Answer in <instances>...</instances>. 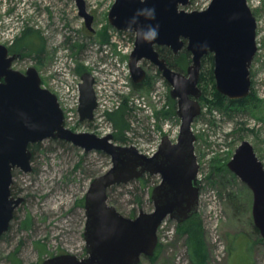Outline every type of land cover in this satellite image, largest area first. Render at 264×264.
<instances>
[{
	"label": "rangeland",
	"instance_id": "rangeland-1",
	"mask_svg": "<svg viewBox=\"0 0 264 264\" xmlns=\"http://www.w3.org/2000/svg\"><path fill=\"white\" fill-rule=\"evenodd\" d=\"M83 1L86 11L93 15L92 30L86 28L79 15L76 0H0V43L10 49L24 30L33 29L42 45L41 62L35 55H24L13 61L12 68L24 72L34 66L42 87L52 92L53 80L61 77L59 71L79 77L87 71L96 76V87L106 85L112 92L107 95L100 91L101 105L112 109L123 104L128 107L126 139H114L115 143L134 145L148 155L156 150L157 140L159 144L164 135L175 142L178 133L173 135L175 129L179 130L180 118L176 115L177 106L171 110V86L147 59L140 60L139 65L150 84L133 86L128 59L135 33L118 30L109 23L108 12L115 0ZM209 2L190 0L183 8L204 9ZM247 2L257 20L256 43L260 51H256L250 67V92L259 99V106L250 110L217 108L208 92V97L200 100L201 113L191 125L196 136L194 152L200 179L199 209L195 215L204 230L207 264H264V240L259 231L255 232L251 215V190L235 174L234 178L216 177L217 168L227 167L243 140L252 144L264 166V0ZM72 43L77 44V52L70 48ZM78 67L82 73H78ZM65 118L66 127L75 132L98 136L114 133L111 122L97 109L91 120H81L79 113L72 119L69 115ZM52 139L40 141L33 151L30 172L12 170L11 192L24 197V202L14 209L8 232L0 238V264H14L13 256L21 264H41L47 257L63 253L86 256L85 193L92 179L110 168V158L101 151L84 152L69 142ZM159 180L158 175L146 174L113 185L108 202L126 217H135L140 209L150 212L151 191ZM27 217L30 224L24 227ZM177 225L169 217L163 220L157 229L154 260L142 256L139 264H190L186 241L178 234ZM259 238L261 241H257Z\"/></svg>",
	"mask_w": 264,
	"mask_h": 264
},
{
	"label": "water",
	"instance_id": "water-1",
	"mask_svg": "<svg viewBox=\"0 0 264 264\" xmlns=\"http://www.w3.org/2000/svg\"><path fill=\"white\" fill-rule=\"evenodd\" d=\"M76 2L86 28L92 30L93 15L86 11L83 0ZM189 3L190 0H115L108 12L112 26L135 33L128 59L133 83L145 79L146 72L139 62L147 59L171 86L169 95L176 101L178 137L172 142L167 135L162 136L150 156L134 145L115 143L112 133L98 136L66 128L57 97L42 87L37 69H13V61L21 54H10L9 48L0 43V236L8 230L14 209L23 202V197L11 193L12 170H32L30 144L57 138L84 152L101 151L111 162L106 172L92 179L85 193L86 256L55 254L41 264H139L142 256L153 255L162 220L169 217L181 223L198 211L196 137L191 124L200 114L201 58L207 53L213 55V76L219 93L230 99L248 96L250 67L257 50V24L247 0H210L204 9H184ZM151 8L155 9V19L138 14ZM149 25L159 26L158 36L151 41L138 38L137 29ZM155 46L169 47L173 53L185 46L191 53L186 73L172 69ZM80 79L78 112L81 120H91L97 106L94 77L86 71ZM227 167L251 190L253 224L264 240V166L249 141L240 142ZM146 174L160 178L150 195L153 209H140L135 217L122 215L108 202V189Z\"/></svg>",
	"mask_w": 264,
	"mask_h": 264
},
{
	"label": "trees",
	"instance_id": "trees-1",
	"mask_svg": "<svg viewBox=\"0 0 264 264\" xmlns=\"http://www.w3.org/2000/svg\"><path fill=\"white\" fill-rule=\"evenodd\" d=\"M37 35V36H36ZM38 34L33 29H26L23 31L22 35L18 40L15 42L13 46L10 47L9 51L14 53H20L21 56L28 55L34 56L37 58L38 62H41L40 52L42 50V45L36 40ZM37 41V42H36ZM37 43L39 45H37ZM77 44L72 43L70 44V48L73 52H77ZM161 57L165 58L167 64L174 70L179 72H185L187 65L190 63V53L185 49L182 48L177 53H173V51L168 47L156 46ZM79 68V67H78ZM82 68L78 69V73L81 72ZM150 84V80L146 76L145 79L140 82L139 84H134L135 88H141L146 84ZM200 88L202 89V97L201 100L203 101L204 98L208 97V92H210V96L212 98L211 102L214 104L213 106L217 108H229L231 110H250L254 109L259 106L258 102L259 99L250 92L248 96L239 99H229L226 96L222 95L215 89L214 85V77H213V56L211 53H207L201 59V70L199 74V82ZM169 102L171 106V110L175 111L176 102L175 100L169 97ZM128 107L127 105L123 104L122 106L118 107L117 109L109 112L107 114V119L111 122L114 128V139L118 141L124 142L126 139L125 132L129 129V122L127 119L128 115ZM53 141L58 143H63L65 141L53 138ZM40 146V142H36L34 144H30L29 148L31 152L37 150ZM219 173L216 177L221 179L228 178L227 176L234 178L236 177L227 167H218ZM216 181V180H215ZM114 186H111L109 189H112ZM109 189L107 192L109 198ZM12 193V192H11ZM30 224V218L27 217L24 221L22 226L27 227ZM255 232H258V229L254 228ZM178 234L184 236L187 246V253L188 259L190 264H207L208 261V251L204 241V230L201 224V220L197 218L194 214L185 221L178 223L177 225ZM8 230L0 236V238L4 237ZM257 241H261L259 238ZM250 244V243H248ZM250 248V246H249ZM14 264H21L17 258L14 256L12 257ZM151 260H154L155 256L149 257Z\"/></svg>",
	"mask_w": 264,
	"mask_h": 264
},
{
	"label": "built area",
	"instance_id": "built-area-1",
	"mask_svg": "<svg viewBox=\"0 0 264 264\" xmlns=\"http://www.w3.org/2000/svg\"><path fill=\"white\" fill-rule=\"evenodd\" d=\"M257 40H258V37H257ZM258 46H259V44L257 43V50L259 52L260 49L258 48ZM263 52H264V49H263ZM59 72H61V73H59L61 75V77L59 79H54L53 80L54 93H55V95L57 97V100H58V102L60 104V107H61V109L63 111L64 120L66 119L65 118L66 115H69V119H72L73 118V115L78 113L79 99H80L79 84H80V81L81 80H80V77L79 76L73 75L70 72L63 71V70L62 71H59ZM126 73H128V69H126ZM93 77H94V91H95L96 102H97V106H96L95 110L97 109L98 111L101 112V114L103 116H107V114L109 112H111V111H113L115 109L107 108V106H105L106 104L101 105L100 98H99V95L98 94H100V91H104L107 95L108 94L109 95L112 94V92H111V90H107L108 87L106 85H102L101 82L99 84H101V86L103 88L100 89L101 86L96 87V85H95V77L96 76L93 75ZM115 79H113V81ZM95 110H94V112H95ZM178 129H179V127H178ZM178 132H179V130L175 129L173 136H176ZM109 133H111V132L105 133L102 136H104L106 134H109ZM159 142H160V140H159ZM156 143L155 144L158 147V140H157ZM155 151L156 150H153L152 149V151L148 155L153 154Z\"/></svg>",
	"mask_w": 264,
	"mask_h": 264
},
{
	"label": "clouds",
	"instance_id": "clouds-1",
	"mask_svg": "<svg viewBox=\"0 0 264 264\" xmlns=\"http://www.w3.org/2000/svg\"><path fill=\"white\" fill-rule=\"evenodd\" d=\"M143 2V0H141ZM138 14H144L149 19H155V9H144L142 10V13ZM135 22V20H133ZM158 25L155 26H147L146 28H139L137 29V36L138 38L145 40V41H151L154 40L158 36Z\"/></svg>",
	"mask_w": 264,
	"mask_h": 264
},
{
	"label": "flooded vegetation",
	"instance_id": "flooded-vegetation-1",
	"mask_svg": "<svg viewBox=\"0 0 264 264\" xmlns=\"http://www.w3.org/2000/svg\"><path fill=\"white\" fill-rule=\"evenodd\" d=\"M253 13V12H252ZM256 19V18H255ZM256 22H257V20H256ZM256 29H257V26H256ZM120 32H122V34H123V31H120ZM163 47V46H162ZM164 47H166V46H164ZM155 48H156V46H155ZM169 48V47H168ZM183 48H185V46H183ZM186 49V48H185ZM187 50V49H186ZM188 51V50H187ZM189 52V51H188ZM9 53H10V51H9ZM12 53H14V52H11L10 54H12ZM190 53V52H189ZM213 56V55H212ZM202 59V58H201ZM191 64V53H190V63L187 65V67H186V70H187V68H188V66ZM186 70H185V72H182V73H186ZM200 70H201V66H200ZM199 74H200V71H199ZM214 77V76H213ZM250 77H251V72H250ZM198 82H199V78H198ZM214 85H215V80H214ZM198 87L200 88V86H199V84H198ZM216 89V88H215ZM250 89H251V86H250ZM200 90H201V96H200V98H199V104H200V100H201V97H202V89L200 88ZM250 93V92H249ZM228 98V97H227ZM230 99V98H229ZM200 113H201V104H200ZM200 115V114H199ZM198 115V116H199ZM197 117V116H196ZM194 120H195V118H194ZM194 120H193V122H194ZM193 122H192V124H193ZM191 124V125H192ZM196 137V136H195ZM196 140V139H195ZM194 143H195V141H194ZM195 153V152H194ZM196 155V154H195ZM196 161H197V158H196ZM197 164H198V161H197ZM197 173H199V164H198V172ZM198 180V185H199V191H200V179L199 178H197ZM13 195V194H12ZM14 196L15 197H18L17 195H15L14 194ZM23 202H24V197H23ZM22 202V203H23Z\"/></svg>",
	"mask_w": 264,
	"mask_h": 264
},
{
	"label": "bare ground",
	"instance_id": "bare-ground-1",
	"mask_svg": "<svg viewBox=\"0 0 264 264\" xmlns=\"http://www.w3.org/2000/svg\"><path fill=\"white\" fill-rule=\"evenodd\" d=\"M94 74H95V73H94ZM78 113H79V112H78ZM79 117H80V115H79ZM162 222H163V220H162ZM162 222H161V224H162ZM161 224H160V225H161ZM160 225H159V226H160Z\"/></svg>",
	"mask_w": 264,
	"mask_h": 264
}]
</instances>
